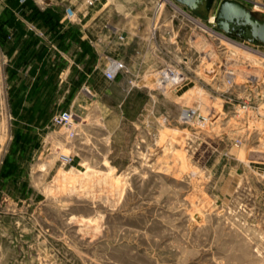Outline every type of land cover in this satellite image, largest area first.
<instances>
[{
    "label": "rangeland",
    "instance_id": "obj_1",
    "mask_svg": "<svg viewBox=\"0 0 264 264\" xmlns=\"http://www.w3.org/2000/svg\"><path fill=\"white\" fill-rule=\"evenodd\" d=\"M219 1H66L105 8L101 43L117 28L135 57L113 108L26 112L0 90V264H264V101L243 126L220 95L219 63L246 68L213 33ZM237 1L264 17V0ZM166 63L185 79L160 85ZM6 68L0 50V86Z\"/></svg>",
    "mask_w": 264,
    "mask_h": 264
},
{
    "label": "crops",
    "instance_id": "obj_2",
    "mask_svg": "<svg viewBox=\"0 0 264 264\" xmlns=\"http://www.w3.org/2000/svg\"><path fill=\"white\" fill-rule=\"evenodd\" d=\"M66 1L48 0L42 5L41 0H0V50L7 64V82L0 90L11 96L15 109L113 108L108 100L123 84L120 76L108 80L104 70L110 59L132 62L135 55H122L117 28L107 43H101L99 15L105 8L77 7V18L68 20ZM133 27L124 33L126 50L133 49L129 35ZM139 54L144 72L148 54L142 50ZM131 90L129 95L136 93Z\"/></svg>",
    "mask_w": 264,
    "mask_h": 264
},
{
    "label": "built area",
    "instance_id": "obj_3",
    "mask_svg": "<svg viewBox=\"0 0 264 264\" xmlns=\"http://www.w3.org/2000/svg\"><path fill=\"white\" fill-rule=\"evenodd\" d=\"M159 7H161L160 2L157 3L155 10L158 11ZM64 11L68 20L77 18L76 11L72 6H66ZM210 22L217 29L214 32L219 33L225 40L224 42L219 41L223 51L235 53L237 61L245 64L246 70H238L233 65L219 63L220 72L223 73L222 77H219L218 80L216 71L213 72V69L207 71V75L210 81L218 80V85L224 87L220 90V95L224 97L225 103L231 104L235 112L241 115L243 126L248 125L249 120L260 116V105L264 101V46L245 39H232L229 34L216 27L214 20ZM123 69H126V66L122 62L110 59L109 66L104 70V75L106 78L113 80ZM155 75L159 84L163 87L176 85L185 79L184 73L178 71L169 63L158 67ZM194 113L185 117L188 118ZM210 116V113L201 114L204 120H207ZM55 120L59 123L70 122L72 121L71 114L64 111L58 114ZM237 141L240 142V140Z\"/></svg>",
    "mask_w": 264,
    "mask_h": 264
},
{
    "label": "water",
    "instance_id": "obj_4",
    "mask_svg": "<svg viewBox=\"0 0 264 264\" xmlns=\"http://www.w3.org/2000/svg\"><path fill=\"white\" fill-rule=\"evenodd\" d=\"M214 21L217 28L227 34L264 46V17H256L250 8L241 2L220 0Z\"/></svg>",
    "mask_w": 264,
    "mask_h": 264
},
{
    "label": "bare ground",
    "instance_id": "obj_5",
    "mask_svg": "<svg viewBox=\"0 0 264 264\" xmlns=\"http://www.w3.org/2000/svg\"><path fill=\"white\" fill-rule=\"evenodd\" d=\"M161 4H162V1L160 2ZM179 9V8H178ZM210 18V17H209ZM214 18H215V15L214 16H212L211 17V21H213L214 20ZM198 22V21H197ZM215 22V21H214ZM211 30V29H210ZM213 33H215L216 35H219L220 36V34L219 33H216V32H214L213 31ZM221 37V36H220ZM223 40V39H222ZM157 74V73H156ZM196 111V109H193V108H186L185 110H184V112H183V114H184V116H187V115H191L193 112H195ZM208 111V110H207ZM207 111H206V113H207ZM216 111L213 109H210V113L211 114H214ZM206 113H201V114H203V115H205ZM198 114H200V113H198Z\"/></svg>",
    "mask_w": 264,
    "mask_h": 264
},
{
    "label": "flooded vegetation",
    "instance_id": "obj_6",
    "mask_svg": "<svg viewBox=\"0 0 264 264\" xmlns=\"http://www.w3.org/2000/svg\"><path fill=\"white\" fill-rule=\"evenodd\" d=\"M229 35L234 36V37H238V36H235V35H232V34H229ZM238 38H240V37H238ZM240 39H243V38H240Z\"/></svg>",
    "mask_w": 264,
    "mask_h": 264
}]
</instances>
